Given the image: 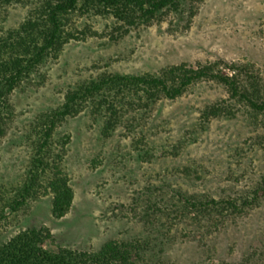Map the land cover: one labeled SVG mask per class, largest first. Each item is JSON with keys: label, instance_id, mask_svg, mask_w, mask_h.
<instances>
[{"label": "rangeland", "instance_id": "1", "mask_svg": "<svg viewBox=\"0 0 264 264\" xmlns=\"http://www.w3.org/2000/svg\"><path fill=\"white\" fill-rule=\"evenodd\" d=\"M28 7L17 1L0 6V36L20 24ZM69 20L68 29L86 30L85 38L66 44L10 94L0 125V248L28 230L43 232L49 251L81 254L113 240L132 250L134 239L150 234L163 240L153 247L158 264H241L250 258L261 264L264 254L251 253L264 244V194L238 213L225 212L221 221L200 216L196 222L193 212L183 219L171 215V204L184 206L176 192L229 200L251 195L264 175V116L229 114L237 104L223 84L208 78L148 108L129 94L111 98L117 117L98 99H76L78 112L57 120L44 150L45 163L61 155L72 206L56 217L53 194L43 188L17 210L7 204L36 169L44 115L63 109L68 96L92 82L183 64H213L229 76L246 71L263 82L264 0H180L178 8L125 26L127 31L105 17L75 14ZM211 106L225 110L209 116L202 130Z\"/></svg>", "mask_w": 264, "mask_h": 264}, {"label": "trees", "instance_id": "2", "mask_svg": "<svg viewBox=\"0 0 264 264\" xmlns=\"http://www.w3.org/2000/svg\"><path fill=\"white\" fill-rule=\"evenodd\" d=\"M13 1L22 2L29 7L27 15L18 26L5 32L4 36H0V125L9 110L10 94L29 79L40 65L49 59L58 58L66 44L72 40L85 38L86 30L74 27L68 29L71 16L81 14L110 18L122 24L118 30H124L125 26L138 27L150 22L163 10L176 9L180 6V0H0V6ZM204 78L216 80L228 89L229 100L234 101L238 106L236 111L229 112L232 116L238 111L243 115L250 112L264 116V81L253 75H247L246 71L244 76L240 71L232 76L222 75L215 70L213 64L202 66L183 64L161 70L158 74L117 75L92 82L89 86L82 87L81 91L68 96L63 109L44 115V130L38 131L41 142L38 156L35 158L36 169H32L29 181L25 182L22 188L14 191L15 198L7 206L17 210L29 199L37 197L41 188L45 193L53 194L56 217L65 216L72 206L74 193L69 178L59 163L62 157L56 156L49 163H45L44 157L47 151L44 150L49 146L57 120L78 112L74 107L76 99H98L101 106H106L110 110V117H117L111 98L118 101L119 98L129 94L138 101L144 100L145 107L148 108L159 99H174L182 95L194 82ZM103 86L108 89L101 93L100 89ZM108 90H110L109 96H107ZM110 92L113 94L110 95ZM105 93L107 97L104 96ZM224 110L219 106H211L209 113L206 112L204 115L202 130L208 128L209 116L216 117ZM1 130L0 126V133ZM185 144L189 145L190 142L186 141ZM228 169L229 173L237 175L232 172L231 167ZM45 173L48 176L46 175V180L43 178L45 182L40 183ZM252 190L251 195L244 193L236 197L229 195V200L221 201L209 195L197 199L195 196L187 197L183 193L176 192L177 197H182L184 200V206L181 208L177 202L171 204L173 207L171 215L173 219H183L185 216H191L193 212L196 216L192 218L196 222H200L198 218L200 216L207 221L217 220L221 216L222 219H226L225 212L238 213L241 208L249 207L261 194H264V175ZM47 238L38 230L21 232L0 248V264H158L157 253L154 252L153 247L163 245V240L154 239L150 234H146L145 239L136 238L132 241L135 246L132 250L123 247L120 241L113 240L90 254H81L80 251L56 253L44 248ZM257 253L264 254V244L253 249L251 255L256 256ZM241 264H254V262L250 258ZM261 264H264V261Z\"/></svg>", "mask_w": 264, "mask_h": 264}]
</instances>
